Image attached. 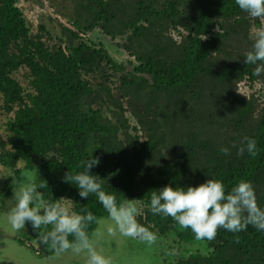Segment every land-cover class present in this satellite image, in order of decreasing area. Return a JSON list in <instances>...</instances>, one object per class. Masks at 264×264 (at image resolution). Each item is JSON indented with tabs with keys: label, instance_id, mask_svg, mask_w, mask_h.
I'll return each instance as SVG.
<instances>
[{
	"label": "trees",
	"instance_id": "obj_1",
	"mask_svg": "<svg viewBox=\"0 0 264 264\" xmlns=\"http://www.w3.org/2000/svg\"><path fill=\"white\" fill-rule=\"evenodd\" d=\"M72 1L70 28L51 46L45 27L32 32L20 0H0V97L8 135L0 140V166L15 175L31 170L45 185V199L65 198L99 220L107 213L96 198L82 200L62 180L92 151L101 158L92 173L118 201L144 204L152 189L214 178L226 188L251 181L264 207V105L238 91L244 81L264 86V74L253 75L242 57L251 46L250 28L264 18L246 16L234 0ZM106 37L121 40L117 48L132 70L117 76L115 90L90 81L105 67L125 72ZM22 70L27 90L15 78ZM128 110L142 142L130 133ZM244 137L257 141L255 157L232 147ZM143 210L138 222L159 238L192 245L174 264H264V232L251 226L236 234L218 229L214 240L197 241L170 217Z\"/></svg>",
	"mask_w": 264,
	"mask_h": 264
},
{
	"label": "clouds",
	"instance_id": "obj_2",
	"mask_svg": "<svg viewBox=\"0 0 264 264\" xmlns=\"http://www.w3.org/2000/svg\"><path fill=\"white\" fill-rule=\"evenodd\" d=\"M238 9L252 19L264 18V0H234ZM248 38L250 48L242 56L245 65L254 66L253 75L264 74V24L252 27ZM237 155L247 153L251 157L258 154L257 141L244 137L238 145L234 144ZM219 152L230 155L228 147ZM82 157L76 164V171H67L62 180L75 185L79 197L88 199L90 195L107 213V221L101 231L99 228L88 231L90 224H100V220L86 208L70 210L62 200L44 198L31 170L12 177V196L6 200L5 220L13 231L25 230L30 225L39 246L49 248L56 256L71 253L82 257L84 264H113L97 242L105 235L138 240L152 245L158 240L155 232L138 222L137 217L143 209L154 216L171 218L180 230H190L197 241H212L218 229L236 234L246 231L249 226L264 232V207L257 203V197L249 180H239L226 188L219 179L207 178L205 182L192 186L166 184L148 192V200L139 204L138 199L117 200L114 193L106 191L98 175L91 169L101 163L100 156ZM69 237H72L70 240Z\"/></svg>",
	"mask_w": 264,
	"mask_h": 264
},
{
	"label": "rangeland",
	"instance_id": "obj_3",
	"mask_svg": "<svg viewBox=\"0 0 264 264\" xmlns=\"http://www.w3.org/2000/svg\"><path fill=\"white\" fill-rule=\"evenodd\" d=\"M73 5L72 0H20L19 7L21 8L24 17L27 20L32 32H39L41 26L45 27L46 32L43 33L44 41L49 45H60V39L63 37V28H70V18L66 15L71 13L68 10ZM264 24V20L262 21ZM109 42V53L118 64L125 67L124 73L112 74L106 67L103 74H96L90 78V81L95 85L96 89H100L101 81L112 87L113 90L119 85L117 76L122 74H129L132 70L126 63L125 58H121L118 44H122L121 40H110L104 38ZM110 45L112 47H110ZM26 72L19 71L15 78L27 90L28 86L25 82ZM105 76L108 78L105 79ZM117 84V85H116ZM238 91L243 96L251 97L255 95L260 103L261 108L264 105V86L261 83L254 84L251 81H244L240 83ZM260 112V111H259ZM258 112V114H259ZM125 117L131 123L130 133L133 136H139L140 141H144L145 137L141 131L137 132L138 126L135 118L130 110ZM7 116L2 111V100L0 97V140H7L8 135L5 132ZM124 135V134H122ZM22 169V166H21ZM15 174L0 166V264H84L82 257L74 256L73 254L65 253L61 256L55 254L50 255L48 248L39 246L36 243L35 233L30 225L25 226V230L13 231L7 225L5 220L6 203L5 201L12 196V177ZM17 179L20 176L17 175ZM142 204V201H137ZM70 210H73L72 204L63 202ZM144 210H142L141 214ZM140 214V215H141ZM139 215V216H140ZM138 216V217H139ZM107 217V216H106ZM106 217L100 219V224L97 226L101 231L106 223ZM137 217V218H138ZM144 217V216H143ZM97 230V229H96ZM177 240V241H176ZM174 238H159L155 244L148 245L138 240L120 237H107L106 235L97 242V248L102 249L106 256L112 258L113 264H174L183 255H188L191 252L192 245L179 242ZM20 242H23L20 243ZM39 253V255L37 254Z\"/></svg>",
	"mask_w": 264,
	"mask_h": 264
},
{
	"label": "built area",
	"instance_id": "obj_4",
	"mask_svg": "<svg viewBox=\"0 0 264 264\" xmlns=\"http://www.w3.org/2000/svg\"><path fill=\"white\" fill-rule=\"evenodd\" d=\"M37 254L39 255V253L37 252Z\"/></svg>",
	"mask_w": 264,
	"mask_h": 264
}]
</instances>
